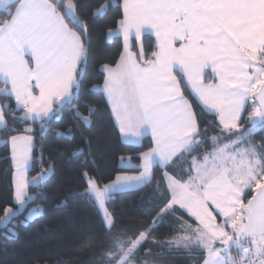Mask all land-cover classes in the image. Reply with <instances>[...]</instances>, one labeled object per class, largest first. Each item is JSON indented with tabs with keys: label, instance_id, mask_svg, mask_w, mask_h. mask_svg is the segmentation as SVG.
<instances>
[{
	"label": "snow or ice",
	"instance_id": "obj_1",
	"mask_svg": "<svg viewBox=\"0 0 264 264\" xmlns=\"http://www.w3.org/2000/svg\"><path fill=\"white\" fill-rule=\"evenodd\" d=\"M112 8L117 18L107 32L119 26L123 49L103 65L101 90L120 132L150 130L152 142L137 157V176L104 179L86 164L80 169L82 195L103 209L84 249L90 264H162L165 249L197 252L196 264H264V0H0V137L11 146L10 189L20 206L5 207L4 220L34 199L31 184L55 173L41 147L45 167L26 176L37 159V122L43 132L62 106L76 103L80 144L91 145L100 109L85 100L80 115V66L91 50L86 38ZM146 32L154 37L150 55ZM154 165L164 172L154 189L155 219L129 230L107 202L149 187ZM41 213L33 208L23 223ZM168 217L177 234L158 238ZM56 264L82 262L69 256Z\"/></svg>",
	"mask_w": 264,
	"mask_h": 264
},
{
	"label": "trees",
	"instance_id": "obj_2",
	"mask_svg": "<svg viewBox=\"0 0 264 264\" xmlns=\"http://www.w3.org/2000/svg\"><path fill=\"white\" fill-rule=\"evenodd\" d=\"M89 2L100 3L101 0H89ZM103 3L122 5L123 0H103ZM114 18H117L115 8L109 9L106 15L101 14L98 17L90 37L86 38L91 50L87 60L80 67V75L83 79V88L78 98L80 115L86 114L83 111L85 100H94L95 103L90 107L100 109L90 134L91 145L80 144L81 125L73 112L76 103L62 106L59 115L49 121L45 131H41L39 123L36 124L37 159L31 166L29 177L39 176L45 167L39 163L41 147L44 149L45 160L51 155L55 161V173L44 184L30 187L28 190L29 195L34 199L28 205L26 212L40 208L42 215L24 225L25 212L13 220L18 223L17 225L12 223L8 228L0 229V264H56L58 260L67 259L69 256L79 257L82 264H90L89 254L84 249L90 234L100 228L102 214L94 198L82 195L80 169L86 164L95 175L104 179L108 177L115 179L117 175L126 173L136 174L137 171L122 170L121 161L132 158L136 164H139L138 155L147 150L146 146L152 142L146 137L140 146L125 145L110 112V106L106 104L104 93L98 90L104 80L103 65L118 60L119 53L123 49L121 38L112 41L108 39L106 26L111 25ZM118 28L117 25L116 30ZM153 39L151 36L145 37V48L149 55L150 43ZM58 132L64 135H58ZM259 135L257 131V139ZM77 147H84V152L74 154L73 149ZM10 153V145L6 146L4 138L0 137V221L4 217L5 207L17 209L10 189L13 177L6 159ZM154 172L156 179L149 187L117 194L107 202L106 207L116 214L117 223L129 230H135L141 223L151 224L155 219L154 205L159 202L160 196L154 189L156 181L164 176V172L160 167H156ZM163 186L167 187L166 179ZM178 227L173 218L168 217L155 235L161 239L174 236ZM10 229L17 232L18 236H13ZM6 236L11 238L6 239ZM198 259L197 252L189 253L186 250L169 252L165 249L163 256L160 257L162 264H196Z\"/></svg>",
	"mask_w": 264,
	"mask_h": 264
},
{
	"label": "crops",
	"instance_id": "obj_3",
	"mask_svg": "<svg viewBox=\"0 0 264 264\" xmlns=\"http://www.w3.org/2000/svg\"><path fill=\"white\" fill-rule=\"evenodd\" d=\"M146 36H151L150 35V33H145V37ZM152 37V36H151ZM115 38H121L122 40H123V36H122V34H121V32H120V30H119V28L116 30V31H114V32H112V34L111 35H109L108 36V39H109V41H112L113 39H115ZM154 38V37H153ZM81 67V66H80ZM66 105V104H65ZM110 106V105H109ZM113 115V114H112ZM113 118H114V122H115V124H116V127L118 128V130H119V122L116 120V118H115V116L113 115ZM257 131H259V130H257ZM256 131V132H257ZM119 132H120V130H119ZM120 134H121V138H122V142L125 144V145H129V146H140L141 144H142V142H143V140L146 138V137H149L150 139H151V141H152V136H151V131L149 130V131H147V132H145L142 136H140V137H135V136H132V135H130V134H124V133H121L120 132ZM140 163H141V161H140ZM139 163V164H140ZM139 164H136L134 161H133V159L132 158H126V159H123L122 161H121V169L122 170H124V171H127V172H134V171H136V169H137V167H138V165ZM156 167H160L159 165H154L153 166V170L156 168ZM161 168V167H160ZM137 175H139V172L137 171V173L136 174H129V173H126V174H122V175H120V176H137ZM170 179H173V177H171V176H168L167 178H166V182L168 183V180H170ZM140 188H133V189H129V190H126L125 192H123V193H126V192H132V191H135V190H139ZM117 194H120V193H116V194H114V196L115 195H117ZM95 200V199H94ZM96 202V201H95ZM96 204H97V206L99 207V205H98V203L96 202ZM100 208V207H99ZM100 211H101V208H100ZM102 215H103V213H101Z\"/></svg>",
	"mask_w": 264,
	"mask_h": 264
},
{
	"label": "rangeland",
	"instance_id": "obj_4",
	"mask_svg": "<svg viewBox=\"0 0 264 264\" xmlns=\"http://www.w3.org/2000/svg\"><path fill=\"white\" fill-rule=\"evenodd\" d=\"M80 73H81V71H80ZM0 86H2V85H0ZM98 90L102 91L101 88L98 89ZM30 123H31V122H30ZM37 123H39V122H37ZM10 149H11V146H10ZM31 166H32V165H30V167H29V169H28V172L26 173V176L28 177L29 180H32V179H33V178H30V177H29V172H30V170H31ZM50 176H51V175H50ZM50 176H49V177H50ZM37 177H38V176H37ZM49 177H48V178H49ZM48 178H47V179H48ZM47 179H45L44 181H41L39 185L31 184V185L29 186V188H30V187H38V186L44 184V183L47 181ZM32 201H33V200L28 201V202L26 203V205H25V206H24L19 212L16 213L15 218H17L18 216H20V215H22V214H25V212H26V210H27V208H28V205H29ZM14 204L17 206V209L20 208V206L17 205V204L15 203V201H14ZM13 209L15 210V208H13ZM99 209H100V208H99ZM31 210H32V209H30L29 211L26 212L24 218L28 215V213H29ZM101 213H103V209H102V208H101ZM41 215H42V213L39 214V215H37V216H36L34 219H32L30 222H32V221L35 220L36 218H39ZM15 218H14V219H15ZM14 219H12L11 221H5L4 218H3V219L0 221V229L8 228L9 225L12 224V223H13L14 225H17V224H18L17 222H13ZM23 224H24V223H23ZM24 225H25V224H24ZM10 231H11V233H12V231H14V230H13V229H10Z\"/></svg>",
	"mask_w": 264,
	"mask_h": 264
}]
</instances>
